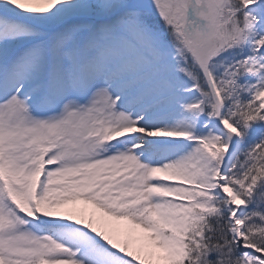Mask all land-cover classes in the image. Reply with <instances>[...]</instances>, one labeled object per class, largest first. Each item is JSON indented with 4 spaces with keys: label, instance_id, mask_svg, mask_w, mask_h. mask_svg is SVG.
I'll use <instances>...</instances> for the list:
<instances>
[{
    "label": "snow or ice",
    "instance_id": "obj_1",
    "mask_svg": "<svg viewBox=\"0 0 264 264\" xmlns=\"http://www.w3.org/2000/svg\"><path fill=\"white\" fill-rule=\"evenodd\" d=\"M0 264H264V0H0Z\"/></svg>",
    "mask_w": 264,
    "mask_h": 264
}]
</instances>
